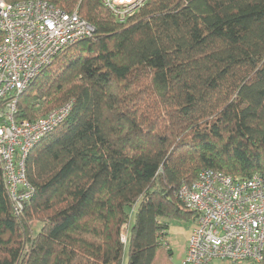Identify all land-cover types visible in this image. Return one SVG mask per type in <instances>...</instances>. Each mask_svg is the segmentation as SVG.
<instances>
[{
	"label": "trees",
	"instance_id": "16d2710c",
	"mask_svg": "<svg viewBox=\"0 0 264 264\" xmlns=\"http://www.w3.org/2000/svg\"><path fill=\"white\" fill-rule=\"evenodd\" d=\"M44 1L95 33L17 99L18 123L71 110L27 155L19 212L0 161V264H173L171 223L195 221L183 185L264 177V0H149L126 23Z\"/></svg>",
	"mask_w": 264,
	"mask_h": 264
},
{
	"label": "built area",
	"instance_id": "2783aa9c",
	"mask_svg": "<svg viewBox=\"0 0 264 264\" xmlns=\"http://www.w3.org/2000/svg\"><path fill=\"white\" fill-rule=\"evenodd\" d=\"M149 0H101L119 23H126ZM0 161L15 211L32 189L25 159L47 133L68 116L71 103L36 121L16 122L17 99L56 56L85 38L95 27L72 12L44 0H0ZM179 196L195 214L182 264H256L264 258V177H232L203 170ZM126 242V236L123 235Z\"/></svg>",
	"mask_w": 264,
	"mask_h": 264
},
{
	"label": "rangeland",
	"instance_id": "374dc122",
	"mask_svg": "<svg viewBox=\"0 0 264 264\" xmlns=\"http://www.w3.org/2000/svg\"><path fill=\"white\" fill-rule=\"evenodd\" d=\"M30 225L33 226L35 232H37L41 224L37 221L30 222ZM194 223L192 221L189 222H178L173 221L171 223V227L169 230L168 241L170 243V247L173 249L174 255L172 257L173 264H182V260L185 255V251L188 244V238L192 231ZM210 264H233L231 261H218L215 260Z\"/></svg>",
	"mask_w": 264,
	"mask_h": 264
}]
</instances>
